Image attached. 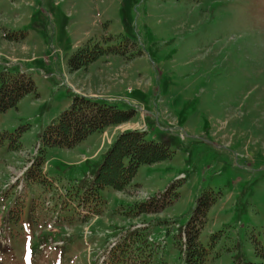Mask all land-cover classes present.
<instances>
[{"label":"rangeland","instance_id":"rangeland-1","mask_svg":"<svg viewBox=\"0 0 264 264\" xmlns=\"http://www.w3.org/2000/svg\"><path fill=\"white\" fill-rule=\"evenodd\" d=\"M95 42L125 52L71 72L68 59ZM0 63L35 85L0 114V264H187L179 234L205 191L214 203L198 237L201 264L262 263L264 0H0ZM73 90L136 114L70 148L44 146ZM127 129L167 141L171 156L140 165L123 190L89 194V175ZM170 185L162 209L136 213ZM53 211L63 245L48 241L42 221Z\"/></svg>","mask_w":264,"mask_h":264},{"label":"trees","instance_id":"trees-1","mask_svg":"<svg viewBox=\"0 0 264 264\" xmlns=\"http://www.w3.org/2000/svg\"><path fill=\"white\" fill-rule=\"evenodd\" d=\"M124 54L120 46L103 48L98 43L86 44L73 53L68 59V68L75 71L86 66L105 53ZM140 54V53H138ZM35 92L33 80L24 74L0 73V114L11 107L26 94ZM133 109H119L114 105L97 101L91 97L75 95L70 105L63 110L57 121L47 125L41 135L44 146L70 148L83 140L88 134L100 131L110 125H118L134 116ZM7 135V134H6ZM15 139L11 146H15ZM171 150L167 141L148 139L143 131L136 129L120 132L103 154L91 183L92 190L111 187L123 190L134 177L142 164H153L168 159ZM40 163V161H37ZM170 185L163 193L136 204V212L154 213L162 209L172 199ZM167 195H170L167 198ZM214 198L205 191L197 199L196 207L188 223L185 225L187 264H201L205 258V249L199 244L198 237L205 222V215ZM255 253L264 264V247L255 246ZM236 264H255L253 262Z\"/></svg>","mask_w":264,"mask_h":264},{"label":"crops","instance_id":"crops-1","mask_svg":"<svg viewBox=\"0 0 264 264\" xmlns=\"http://www.w3.org/2000/svg\"><path fill=\"white\" fill-rule=\"evenodd\" d=\"M20 38V40L22 41V44H25V41H26V39H27V34H25L24 36H21V37H19ZM8 40V38L5 40V42H8L7 41ZM14 40V39H13ZM17 40H19L18 39V37H17ZM15 41V40H14ZM92 64V63H91ZM91 64H89V65H91ZM88 65V66H89ZM78 92H79V94H83V95H88V96H93V97H99V95H96V93H86V92H84V91H79L78 90ZM104 98V97H103ZM114 138V137H113ZM110 143H111V140H110ZM109 143V144H110Z\"/></svg>","mask_w":264,"mask_h":264}]
</instances>
